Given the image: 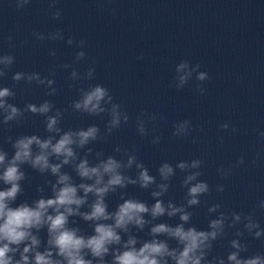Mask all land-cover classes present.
Instances as JSON below:
<instances>
[{
  "label": "clouds",
  "instance_id": "1",
  "mask_svg": "<svg viewBox=\"0 0 264 264\" xmlns=\"http://www.w3.org/2000/svg\"><path fill=\"white\" fill-rule=\"evenodd\" d=\"M28 3L29 0H17L18 7ZM54 6L55 0L50 7ZM59 17L57 10L53 18ZM34 35L40 40L45 38L42 34ZM49 38L63 37L56 32ZM8 40L9 47H15L11 43L12 37ZM67 43L72 45L75 41L69 38ZM85 44L86 41L80 40L78 46L83 48ZM84 56L85 52L79 51L76 60ZM15 60L11 53L0 54V78L8 75ZM199 69V64L181 61L176 66L178 75L174 87L183 89L194 72L197 81L208 80V74ZM94 71L90 68L82 78L92 79ZM78 75L73 70L70 78L75 80ZM12 80L16 84L23 81L45 85L49 88L48 96L56 94L52 87L54 81L41 77L37 72L17 71ZM197 90L201 94L205 91L199 84ZM15 95L13 88L0 87V125L18 123L25 113H31L44 117L47 135L9 136L7 142L11 145V155L0 147V264H264V253L246 255L248 245L242 242L245 233L254 239L264 238V228L255 219V210L226 213L221 210L220 203H215L207 211L210 215H217L209 219L206 229H198L192 224V213L187 209L200 205V198L211 192L210 185L199 179L203 164L200 159L182 160L175 165L161 163L158 174L162 182L157 183L156 177L138 160L134 151L117 147L115 152L121 154L120 158L105 155L102 151H96L94 157L89 158L93 156L89 145L111 135L130 118L121 105L114 102L106 87L96 84L82 88L79 98L72 103L73 110L91 116L107 113L109 119L103 136L95 124L86 129L65 130L60 126L61 110L56 109L49 115L54 109L51 101L45 100L39 106L28 103L21 109L10 102ZM155 119V115L148 117V120ZM145 124V119L137 118V131L141 136L147 135ZM221 127L228 129L229 125L225 123ZM173 128V135L186 137L191 131V121L177 122ZM260 136L264 137V132ZM151 142L159 144L160 137H154ZM242 164L243 157L234 167ZM25 166L45 178L43 185L35 187L36 195L30 200L20 199L29 179ZM133 166L135 176L128 174ZM177 170L186 173L181 182V186L187 188L186 204L180 206L162 199L170 186L167 182L176 176ZM231 171L218 169L222 177H227ZM153 185L151 204L127 192L129 186L147 190ZM216 191L223 192L224 185H217ZM110 195L119 197V202L111 210ZM258 207L264 209V200ZM165 216L178 218V222H156ZM80 221L91 231L82 228ZM240 225L242 227H238ZM230 229H235V232L228 240L226 257L213 255L215 242L227 237ZM140 233H144V237Z\"/></svg>",
  "mask_w": 264,
  "mask_h": 264
}]
</instances>
